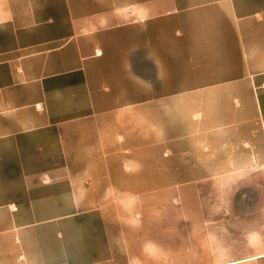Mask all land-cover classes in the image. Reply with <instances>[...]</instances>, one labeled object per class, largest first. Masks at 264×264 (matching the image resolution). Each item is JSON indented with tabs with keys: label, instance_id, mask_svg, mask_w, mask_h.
Returning a JSON list of instances; mask_svg holds the SVG:
<instances>
[{
	"label": "crops",
	"instance_id": "obj_1",
	"mask_svg": "<svg viewBox=\"0 0 264 264\" xmlns=\"http://www.w3.org/2000/svg\"><path fill=\"white\" fill-rule=\"evenodd\" d=\"M189 3L186 8L188 0H0V246H100L99 232L96 241L84 231L87 225L100 230L101 222L88 223L84 211L69 208L70 202L85 194L80 187L86 186L84 176L79 178L77 173L74 177L72 172H82L90 163L84 157L77 163L70 158L87 153L79 147L75 151L78 143L74 141L81 139L82 146L86 144L90 137L85 126L95 122L100 127V118L98 121L93 114L90 119L89 113L96 105H105L107 94L100 89L99 67L104 64L102 59L114 56L108 45L116 42L118 29L132 25L131 20L162 18L201 9L203 4L207 12H229L234 25L245 28L244 41L260 43L264 0ZM236 80L242 81L243 76ZM240 84L244 85L235 83L233 89H248ZM252 114L245 117L244 127L228 129L227 139L244 147L240 153L259 155L264 169V113L254 110ZM94 130L100 136L101 130ZM220 138L224 139V132ZM209 145L212 148L213 139ZM101 148L96 143L95 154H104ZM248 162L246 159L240 170L252 168ZM198 183L182 186L176 195L182 206L172 216L158 210L149 218L145 211L140 224L114 221L113 231L121 229L116 235L121 241L119 245L109 241L105 246L129 251L128 243L137 240L134 227L151 224L159 236V230L171 226L173 230L187 228L188 243L157 246L158 260L169 252L170 264H264V206H258L264 196L202 195ZM214 197L243 205L240 209L236 205L231 210L213 209L209 199ZM101 216L98 211L89 214L94 220ZM72 229L77 231L75 235L70 233ZM125 263L132 264V258Z\"/></svg>",
	"mask_w": 264,
	"mask_h": 264
},
{
	"label": "rangeland",
	"instance_id": "obj_2",
	"mask_svg": "<svg viewBox=\"0 0 264 264\" xmlns=\"http://www.w3.org/2000/svg\"><path fill=\"white\" fill-rule=\"evenodd\" d=\"M190 6L188 0L186 8ZM201 7L162 18L131 20L132 25L118 29L120 41L109 42L108 51L114 56L102 59L99 67L100 89L107 94L105 105H96L89 113L90 119L93 114L100 118V127L95 122L85 126L90 137L86 144L74 141L78 143L75 151L79 147L87 153L70 158L77 163L84 157L90 163L84 171L72 172L74 177L83 175L86 186L80 187L85 194L70 202L69 208L84 211L88 223L101 222L100 230L87 225L84 231L96 241L99 232L100 246H0V264H126V258H132V264H170L169 252L157 259V246H185L187 228L168 226L158 236L151 224L134 227L137 240L128 243L127 251L105 246L121 241L116 236L121 229L113 231L112 223L140 224L145 211L149 218L158 210L172 216L182 206L176 195L186 182L198 181L202 195L264 196L260 156L240 153L244 147L227 139L228 129L244 127L245 117L254 110L264 113V29L260 43L245 42V28L235 26L229 12H207ZM237 76L243 80H236ZM240 82L244 85L238 86L248 89H233ZM94 129L101 130V139ZM96 143L104 154H95ZM246 159L253 167L240 170ZM74 190L76 194L78 187ZM216 198L209 199L213 209L243 205ZM258 206H264V199ZM94 211L102 216L89 217Z\"/></svg>",
	"mask_w": 264,
	"mask_h": 264
}]
</instances>
